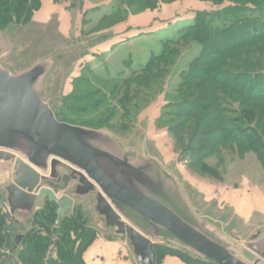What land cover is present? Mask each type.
Here are the masks:
<instances>
[{"label":"trees","instance_id":"16d2710c","mask_svg":"<svg viewBox=\"0 0 264 264\" xmlns=\"http://www.w3.org/2000/svg\"><path fill=\"white\" fill-rule=\"evenodd\" d=\"M177 1L117 0V6H111L113 11L100 18L99 31L111 21L112 25L124 21L123 13H137L127 12L135 4L146 11ZM201 1L216 6L230 2L231 6L197 12L176 38L164 41L159 53L129 75L119 71L102 78L88 68L74 80V90L63 106L56 107L57 119L113 134L126 131L127 121L140 112L138 106H148L165 92V82L178 63L182 46L195 44L199 52L179 74L172 95L167 96L163 109L173 114H168L171 120L163 124L170 128L181 155L189 158L190 169L203 168L215 175L218 169L207 160L225 149L240 158L255 153L264 171V0ZM42 5V0H0V32L31 24ZM125 66L130 69L132 61ZM57 211L56 203L47 199L41 209L26 213L23 222L17 223L0 209V264H86L85 254L98 235L86 218L94 208H76L59 226ZM6 230L11 234L9 250L5 249ZM15 236H21L19 244L14 242ZM154 249L157 264L166 257H177L183 264H213L168 243H158Z\"/></svg>","mask_w":264,"mask_h":264},{"label":"water","instance_id":"95a60500","mask_svg":"<svg viewBox=\"0 0 264 264\" xmlns=\"http://www.w3.org/2000/svg\"><path fill=\"white\" fill-rule=\"evenodd\" d=\"M13 46L0 37V163L16 159L13 180L0 189L7 219L35 213L48 196L58 206L59 226L74 213L76 195L95 205L137 264H157L158 243L213 264H264L261 232L246 243L200 218L173 173L140 146L125 145L108 130L60 122L47 102L57 58L14 74L2 66ZM5 234L9 250L10 231Z\"/></svg>","mask_w":264,"mask_h":264},{"label":"rangeland","instance_id":"374dc122","mask_svg":"<svg viewBox=\"0 0 264 264\" xmlns=\"http://www.w3.org/2000/svg\"><path fill=\"white\" fill-rule=\"evenodd\" d=\"M43 1V7L31 24L13 26L0 32V37L8 38L14 45L11 55L2 60V66L18 74L38 60L55 56L58 63L48 84V101L55 104L54 110L63 106L64 100L74 90V80L88 68L102 78L107 75L113 77L119 71L129 75L132 70L145 65L152 54L159 53L164 41L176 38L179 29L190 23L197 12L231 6L230 2L216 6L201 0H180L161 3L155 10L141 11L142 7L135 4L133 10L127 12L137 13H123L124 21L114 25L111 21L99 31L100 18L113 11L111 6H117V0H64L59 4L54 0ZM74 2L77 7L70 8ZM107 25L112 26L106 29ZM136 27L139 28L135 30ZM130 33L141 35L128 41ZM110 44L116 46L109 53L99 51ZM196 46L190 43L182 46L178 63L165 82V92L146 107L136 105L140 112L127 121L128 129L116 131L114 135L125 145L140 146L146 158H155L173 173L200 218L218 226L229 237L236 235L250 243L258 232H261L260 237H264V213L255 212L248 219L238 216L237 191L264 194V171L256 154L249 152L240 158L224 149L207 160L211 167L218 169L217 173L213 172L215 175H210L203 168L190 169L189 158L181 155V148L170 128L163 124L171 120L168 114H173V111L163 109L168 104L167 96L172 95L177 87L181 71L198 54ZM129 61H132L130 69L125 66ZM9 167L12 168V164L0 163L1 170L11 169ZM70 194L75 193L70 191ZM74 196L75 209L85 210L84 197ZM91 206L94 212L86 218L98 232L97 240L89 250L90 258H97L91 264H137L128 244L114 239L115 230L108 228L95 205ZM25 214L16 213L17 218L21 215L17 222L22 223ZM21 239V236H15L14 242L19 244ZM102 252L106 254L100 256ZM169 258L166 257L162 264H177Z\"/></svg>","mask_w":264,"mask_h":264},{"label":"crops","instance_id":"0c3cea01","mask_svg":"<svg viewBox=\"0 0 264 264\" xmlns=\"http://www.w3.org/2000/svg\"><path fill=\"white\" fill-rule=\"evenodd\" d=\"M42 4L44 5V1L43 0H42ZM43 5H42V7H43ZM137 28H139V27H136L135 30ZM140 35H141L140 33L139 34H137V33H130V34L127 35L129 37V39H127V40L130 41L131 39L137 38ZM110 45L111 46H109L108 48H102L99 51L102 52L103 54L104 53H106V54L109 53L112 50L111 48L114 47V46H116V44H114V46L112 44H110ZM84 209L85 210H88L89 208L88 207H85ZM261 211L264 213V194L261 196V193L259 191L252 192L251 194L248 193V191H247L246 194H244V192L237 191V213H238V216H240L242 218H247L248 219L250 216L252 217L255 212H261ZM18 218L16 217V219H15L16 222L18 220H20ZM17 223H20V222H17ZM89 250L85 254L86 264H88V263L91 264L92 260L97 259L95 256L93 258H90V255H89V252L90 251ZM104 254H106V253L105 252H102L99 255L102 256ZM169 260L170 261L171 260H174V261H172V263L183 264V263H181L176 258H169Z\"/></svg>","mask_w":264,"mask_h":264},{"label":"flooded vegetation","instance_id":"af4514ba","mask_svg":"<svg viewBox=\"0 0 264 264\" xmlns=\"http://www.w3.org/2000/svg\"><path fill=\"white\" fill-rule=\"evenodd\" d=\"M47 102L48 103H52V109L55 112V110H54L55 104L53 102L48 101V100H47ZM15 162H16V159H14L13 162H8V163L14 165ZM9 168H11V167H9ZM13 170H14L13 167L11 169H7V170H1L0 169V185H2L0 187V189L4 190V188H6L8 183L11 182L10 180H13ZM52 180H63V179H52ZM44 199H45L44 200V202H45L47 199H49V197L46 196V197H44ZM1 200H2V198L0 197V203H1ZM83 205H84V207L91 208V204L90 203L86 204L85 202H83ZM12 218H16V214Z\"/></svg>","mask_w":264,"mask_h":264}]
</instances>
